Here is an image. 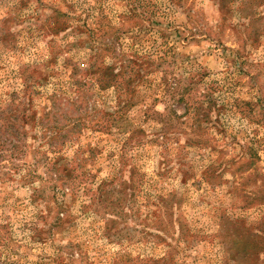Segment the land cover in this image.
<instances>
[{
  "label": "rangeland",
  "instance_id": "1",
  "mask_svg": "<svg viewBox=\"0 0 264 264\" xmlns=\"http://www.w3.org/2000/svg\"><path fill=\"white\" fill-rule=\"evenodd\" d=\"M24 89L0 264H264V0H0V95Z\"/></svg>",
  "mask_w": 264,
  "mask_h": 264
},
{
  "label": "trees",
  "instance_id": "2",
  "mask_svg": "<svg viewBox=\"0 0 264 264\" xmlns=\"http://www.w3.org/2000/svg\"><path fill=\"white\" fill-rule=\"evenodd\" d=\"M91 32L94 33V30H91ZM102 50H105V49H101V51ZM97 51H100V49L95 48L94 50L95 56L97 55ZM167 52L168 51L163 50L159 52V54H156L157 60H159V62H163L162 60H164L165 57L168 55ZM124 56L126 55H123V57ZM130 56L136 57L135 55H130ZM118 57H121V56H118ZM139 58H142V56ZM138 61L143 62V63L145 62L144 59H140ZM138 61L135 62L133 59H130V60H124L122 62V67H123L122 69H124L125 74L127 72L130 73L131 79L137 76L136 69H138L137 68ZM151 64L153 66L156 65L155 66L156 70L159 68V65L156 61L151 62ZM139 66L143 68L142 64H139ZM113 76L114 78L111 80ZM85 77H88V80L90 82L89 88L92 87L93 91L97 89V91L100 92L101 90H106L107 88L110 87L111 83L114 82L116 75L115 73L113 74L110 72H105L104 69L102 68H97L95 71H89V75ZM71 79L74 81L73 76ZM162 82H164L162 86H165V83H166L165 80ZM74 83L75 81L73 82V85L75 87H78L80 85V84H74ZM114 83L115 84L113 87H115L116 92L119 93L120 83L118 82L117 79L115 80ZM25 89L21 92H17V91L9 92L6 94L7 96L6 98L5 96L0 95V170H4L3 174L8 176L9 179H10V176L15 175L18 171L17 166L14 164V161L17 158H19L20 155L23 154V151H25L24 150L25 146L23 145L24 142L22 140L29 133L28 132L29 129H27V127H30L28 123V119L30 117L29 116L30 110L23 108L24 100L20 96V95H25L24 94ZM49 100H51L53 110L51 109L52 111L50 110L46 113H43L42 115V119H41L42 124L39 126L42 131V136H45L47 132H53L56 134H60L62 130L64 129L61 126H59V124L56 122L57 121L56 118L54 117V114H55L54 109L57 105L56 96L54 95L53 97H50ZM204 105L205 103L202 102L201 107H203ZM43 109H46V107H44ZM50 122H53V123L50 124ZM52 137H54V135L51 137L49 136L46 139L48 140ZM48 144L50 145V141L48 142ZM55 149L56 148L54 146H51L50 148V150L53 153H57ZM54 159H58V157ZM54 159L52 160L50 159V162L53 161ZM7 164H8V168H7ZM27 176L30 177V174H27ZM3 181H5V178H0V182H3ZM97 198H99L98 192H97V195L95 194V197H93V200ZM90 200H92V197L90 198ZM4 228L5 227L3 226V229ZM1 230H2V226H0V240H3L1 235L6 234V232L1 234L2 232ZM5 246L6 247L8 246V242L4 245V247ZM5 263L7 264L8 261H6Z\"/></svg>",
  "mask_w": 264,
  "mask_h": 264
}]
</instances>
